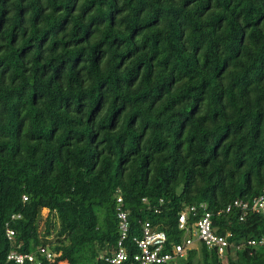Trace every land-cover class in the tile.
<instances>
[{
    "label": "trees",
    "instance_id": "trees-1",
    "mask_svg": "<svg viewBox=\"0 0 264 264\" xmlns=\"http://www.w3.org/2000/svg\"><path fill=\"white\" fill-rule=\"evenodd\" d=\"M263 191L264 0H0L3 264H110L120 206L130 244L201 202L242 246L161 264H264V215L226 212Z\"/></svg>",
    "mask_w": 264,
    "mask_h": 264
},
{
    "label": "built area",
    "instance_id": "built-area-1",
    "mask_svg": "<svg viewBox=\"0 0 264 264\" xmlns=\"http://www.w3.org/2000/svg\"><path fill=\"white\" fill-rule=\"evenodd\" d=\"M27 199V196H24ZM118 202L122 203L123 198L119 194ZM121 205V204H120ZM233 208L241 210V219L249 213L264 215V191L256 196L252 201L236 199L226 207L229 213ZM20 216L13 214V218ZM213 212L209 209L207 202L187 206L179 214V227L184 230L180 240H175L169 236L166 230L149 220L141 223L138 234L132 236L130 244L126 240L130 236V222L128 213L119 207L118 217L120 220V237L117 240L116 249L107 257L110 264H161L169 263L187 254V251L197 247L199 242L206 244L211 249H216L222 260L226 259L230 247L240 248L242 245L232 241L233 232L219 231L215 224ZM7 236L13 240L16 236L15 229L8 227ZM249 245H264V236L261 238H250L247 240ZM39 252L54 261L55 254L48 247H41ZM8 259L16 263L25 261L39 262L36 254L12 250ZM0 264L3 262L0 260ZM57 264H69L68 260H61Z\"/></svg>",
    "mask_w": 264,
    "mask_h": 264
},
{
    "label": "rangeland",
    "instance_id": "rangeland-1",
    "mask_svg": "<svg viewBox=\"0 0 264 264\" xmlns=\"http://www.w3.org/2000/svg\"><path fill=\"white\" fill-rule=\"evenodd\" d=\"M47 213H48L47 210L44 209V210H43V217H46V216H47ZM41 225L43 226V222L41 223Z\"/></svg>",
    "mask_w": 264,
    "mask_h": 264
}]
</instances>
